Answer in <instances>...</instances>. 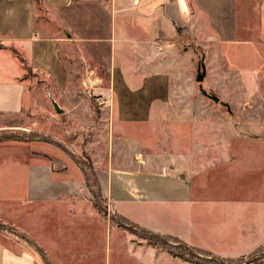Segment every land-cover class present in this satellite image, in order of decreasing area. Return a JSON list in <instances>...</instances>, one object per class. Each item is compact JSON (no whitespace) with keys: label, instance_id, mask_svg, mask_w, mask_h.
I'll use <instances>...</instances> for the list:
<instances>
[{"label":"crops","instance_id":"obj_1","mask_svg":"<svg viewBox=\"0 0 264 264\" xmlns=\"http://www.w3.org/2000/svg\"><path fill=\"white\" fill-rule=\"evenodd\" d=\"M239 1L0 0V114L20 113L29 102L26 61L51 73L57 87L65 89L60 49L64 41L77 40L109 75L111 84L97 88L112 126L105 159L94 161L110 216L96 202L81 166L66 159L56 166L48 155L58 151L43 140L33 141L29 151L15 149L16 141L0 148V219L17 230L0 229V264H47L42 252L51 264H197L140 238L132 225L211 252L218 251V240L238 244L236 252L251 247L249 234L234 235L211 224L208 205L214 201L205 193V182L194 185L183 170L164 165L157 171L136 163L139 141L124 137L127 144L118 142L123 137L113 134L116 125L122 130L125 125H155L170 116L168 75H143L117 63L124 45L147 43L135 35L141 23L154 42L161 35L194 33L203 18L224 44L225 59L240 75L245 98L255 97L264 68L257 37L263 20L252 17L248 7L241 22ZM58 22L65 37L46 32ZM125 156L130 164L119 165L117 158ZM204 171L198 167V177ZM226 189L228 206L235 196ZM242 212L249 214V207Z\"/></svg>","mask_w":264,"mask_h":264},{"label":"rangeland","instance_id":"obj_2","mask_svg":"<svg viewBox=\"0 0 264 264\" xmlns=\"http://www.w3.org/2000/svg\"><path fill=\"white\" fill-rule=\"evenodd\" d=\"M239 2L241 22L248 16V7L253 11L252 17H259V23L262 18L263 28L257 30V37L264 52V0ZM141 24L139 34L135 35L147 43L124 45L117 63L143 75H168L170 116L155 125H125L124 130L116 125L113 134L123 137L118 142H125L124 137L139 141L136 163H148L157 171L164 165L171 171L183 170L194 185L205 182V193L215 204L208 205L211 224L217 230L230 229L234 235L249 234L251 247L243 252H236L238 244L226 246L218 240L217 252L201 248L194 254L208 264H264V68L258 92L246 99L240 75L225 59L224 44L203 18L198 19L194 33L161 35L154 42L147 39ZM46 32L65 37L67 31L58 22L46 27ZM203 55V87L216 94L219 102L205 95L196 80ZM60 58L66 71L63 90L57 87L51 73L34 69L26 61L23 78L28 84L29 102L20 113L0 114V148L8 141H16L15 149L29 151L35 147L33 141L43 140L58 151L57 155H48L56 166L66 159L81 166L82 171L86 169L93 180L94 161L105 159L108 137L112 134L100 104L103 93L97 87H108L111 80L106 69L77 40L62 43ZM225 155L231 156L227 159ZM117 159L119 165L130 164L129 157ZM198 167L205 169L201 177ZM226 186L231 188L228 196H235L228 206L223 200ZM96 202L101 204V210L109 211L102 198L96 197ZM243 207H249L250 213L242 212ZM123 221L119 218L118 222ZM8 226L13 228L0 219V229H9ZM130 229L166 250L167 246L177 244L166 235L149 240L147 237L154 236L135 225Z\"/></svg>","mask_w":264,"mask_h":264},{"label":"trees","instance_id":"obj_3","mask_svg":"<svg viewBox=\"0 0 264 264\" xmlns=\"http://www.w3.org/2000/svg\"><path fill=\"white\" fill-rule=\"evenodd\" d=\"M94 171H95V169H94ZM83 172H84L86 181L88 183V186L95 192L96 197L97 198H99V197L102 198L101 194H100V191H99V182H98V178H97L96 174L93 177L94 179L91 180L88 172L86 171V169L83 168ZM153 236L154 237L151 236V237H147V238L149 240L150 239L153 240L156 237H161V235H153ZM165 237L173 239V240H175L177 242V244H175V245H172V246L170 245L169 247L167 246L168 252H170L172 255L180 257V258L185 259V260H188L190 262L197 263V264H208L206 260H203L202 258H199V256H197L196 254H194V251H202L201 248L189 245L185 241H183V240H181V239H179L178 237H175V236L166 235ZM42 255L46 259V263L47 264H51L49 262V260H47L44 252H42Z\"/></svg>","mask_w":264,"mask_h":264},{"label":"water","instance_id":"obj_4","mask_svg":"<svg viewBox=\"0 0 264 264\" xmlns=\"http://www.w3.org/2000/svg\"><path fill=\"white\" fill-rule=\"evenodd\" d=\"M204 58H205L204 55L200 58V62L198 64V74H197L196 80L199 82V88H200V90L205 95H207L208 97H210L214 101L219 102L220 98L216 94H214V93H208L207 90L204 89V87H203V84L202 83H203V80H204V78L206 76V64H205Z\"/></svg>","mask_w":264,"mask_h":264}]
</instances>
